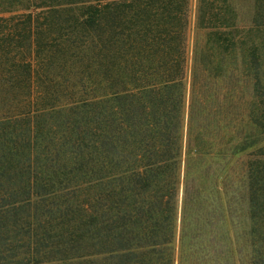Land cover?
Here are the masks:
<instances>
[{
  "label": "trees",
  "instance_id": "trees-1",
  "mask_svg": "<svg viewBox=\"0 0 264 264\" xmlns=\"http://www.w3.org/2000/svg\"><path fill=\"white\" fill-rule=\"evenodd\" d=\"M240 1L0 0V264H264Z\"/></svg>",
  "mask_w": 264,
  "mask_h": 264
},
{
  "label": "rangeland",
  "instance_id": "rangeland-1",
  "mask_svg": "<svg viewBox=\"0 0 264 264\" xmlns=\"http://www.w3.org/2000/svg\"><path fill=\"white\" fill-rule=\"evenodd\" d=\"M195 1L196 0H193V5L195 4ZM242 3H244L243 5H244V8L249 4L248 3V0H241L240 1V6L242 5ZM192 36H194V34H192ZM194 39V38H193ZM193 39H192V41H191V43H190V45H191V47H190V49H192L193 48V45H194V41H193Z\"/></svg>",
  "mask_w": 264,
  "mask_h": 264
}]
</instances>
